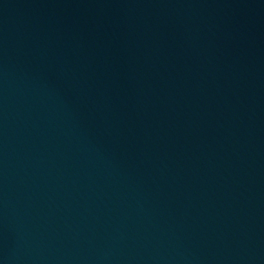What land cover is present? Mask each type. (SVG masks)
<instances>
[{
	"label": "water",
	"instance_id": "obj_1",
	"mask_svg": "<svg viewBox=\"0 0 264 264\" xmlns=\"http://www.w3.org/2000/svg\"><path fill=\"white\" fill-rule=\"evenodd\" d=\"M0 264H264V0H0Z\"/></svg>",
	"mask_w": 264,
	"mask_h": 264
}]
</instances>
